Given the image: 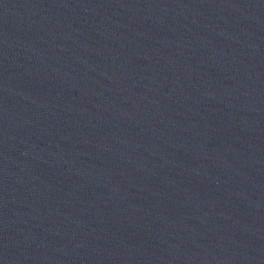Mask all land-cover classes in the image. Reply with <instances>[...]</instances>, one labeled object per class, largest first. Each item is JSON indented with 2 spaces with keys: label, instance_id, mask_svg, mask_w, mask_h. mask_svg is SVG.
I'll list each match as a JSON object with an SVG mask.
<instances>
[{
  "label": "water",
  "instance_id": "1",
  "mask_svg": "<svg viewBox=\"0 0 264 264\" xmlns=\"http://www.w3.org/2000/svg\"><path fill=\"white\" fill-rule=\"evenodd\" d=\"M0 264H264V0H0Z\"/></svg>",
  "mask_w": 264,
  "mask_h": 264
}]
</instances>
